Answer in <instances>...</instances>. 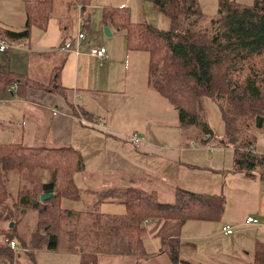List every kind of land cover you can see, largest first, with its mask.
<instances>
[{
	"label": "crops",
	"instance_id": "1",
	"mask_svg": "<svg viewBox=\"0 0 264 264\" xmlns=\"http://www.w3.org/2000/svg\"><path fill=\"white\" fill-rule=\"evenodd\" d=\"M104 1L66 0L60 12L56 13L55 2L51 0V12L46 28L32 26L27 39L15 41L16 44H21L20 47L14 46L5 52H0V64L22 80L30 79L31 73H35L29 64L30 56L38 58L40 62L47 59V62L51 63L55 59L53 63H47L49 67L45 71V78L38 79L39 81L27 79L30 84L25 88L24 96H20L17 89L16 93L9 91V88L0 92V144L21 143L25 146L46 148L70 147L78 151L83 167L74 172L73 180L77 181L76 187L82 190V194L94 189L95 195L84 201L82 209H73L79 212L91 210L102 214H123L126 207L122 200L105 199L115 198L116 193L119 194L128 188L154 193L157 196L156 188H151L150 185L148 188L141 174L135 171L137 169L145 173L141 166L146 165L156 166V169L160 167L157 172L160 178L154 175L153 178L157 184L161 183L164 191L173 198L171 202L175 200L178 189L212 195L222 194L224 204L217 218L195 219L200 220V226L195 227L193 233H185L187 222L193 219L183 223L179 233V257L190 264H199L208 261V257H211L210 261L215 264L225 259L214 252L229 249V252L232 251L230 254L227 252L226 258L227 262L232 264V258H237L233 257L234 255L239 256V253L235 252L241 246L243 252L251 256L255 244L264 242V180L258 177H246L236 172L233 167V151L232 170L230 168L224 173L225 180L219 177V171L223 169L221 156L225 149H217L216 153H213L212 147L210 151L206 147V144L210 145V138L205 142L203 138L200 139L202 146L196 148L195 139L185 135L183 130L179 131L183 125L178 119L179 130L151 127L152 119L153 121H163V119L148 113L147 102L153 96L159 99L156 89L148 83V53L144 55L139 53L142 50H129L125 30L115 28L111 21H105L103 18L107 7H127L129 15L130 13L132 15L133 0H123V3L122 0ZM235 1L246 4L248 0ZM25 2L26 0H0L1 28L13 30L23 28L26 21ZM82 2L86 3L84 14L80 11ZM93 8L101 9L100 24L109 28L110 35L118 36L117 43L105 40L102 35H93L92 40L85 44L83 42L86 39L85 34L78 54L70 50L56 51L55 46H51L53 50L48 49V44L43 41L48 40L50 32L55 35L56 42L53 41V45L59 43L60 46L63 42L74 39L83 28L79 19L86 20L84 26L87 24L89 26ZM74 9L77 11L76 14L78 13L77 32L70 34L68 28L69 23L71 27L74 25L70 20L73 18ZM130 20H133L131 16ZM100 24L94 23L97 26ZM87 30L89 28L84 27V32ZM34 32H39L40 35L32 45L30 37ZM91 46L105 47L106 57L99 59L91 56L88 52ZM16 51L26 54L28 70L23 74H20L23 59L16 54ZM55 73L58 84L64 88L63 94L53 93L37 86V84H48ZM168 103L176 110L170 102ZM15 105L19 106L14 107ZM54 108L57 109L55 114L52 112ZM80 115L86 121L80 120ZM132 132L143 137L139 145L131 143L129 135ZM165 134L170 135L169 138L164 137ZM261 137H264V134L258 133L256 141L259 142ZM39 142L44 143L45 146L38 144ZM251 146L254 152L264 153V146L259 145L258 149H255L254 144ZM129 147H132L133 151L129 150ZM206 149L211 157L208 158V162H202L197 157L205 155ZM154 157L155 160H150ZM174 167L177 174L173 176ZM223 183L228 184L227 188H224ZM103 196L108 197L102 198ZM92 201L102 210L95 211L90 209L92 206H86ZM113 205L115 207H111ZM247 217L256 218L258 223H246ZM158 221L148 219L144 221L143 246L148 254L145 264H171L170 258L167 259L168 253L161 248L159 237L152 231L156 224H161V222L158 224ZM211 221H216V224L210 223ZM226 224L232 226L231 234L222 231V227ZM147 236L157 239V247L154 250L149 251L145 248L144 239ZM223 238L226 240H222ZM23 250L26 251L25 248ZM19 255L20 253H17L10 264H16ZM31 255L34 264H37V261L44 264H81L79 253L69 250H50L43 244L34 246ZM163 255H166L165 260ZM113 256L122 258L128 263L132 262L126 256ZM236 263L240 264L238 260Z\"/></svg>",
	"mask_w": 264,
	"mask_h": 264
},
{
	"label": "trees",
	"instance_id": "2",
	"mask_svg": "<svg viewBox=\"0 0 264 264\" xmlns=\"http://www.w3.org/2000/svg\"><path fill=\"white\" fill-rule=\"evenodd\" d=\"M80 4V11L84 14L86 3ZM152 5L169 17L167 29H160L146 21L133 23L127 7H107L103 18L111 21L115 28L125 30L129 50L148 53V83L176 108L181 125L199 126L200 139L203 138L204 142L211 133L203 119V98L225 102V106L220 107V115L224 132L229 136L227 140L240 141L233 149L234 170L246 177L264 180V153L254 152L251 146L257 133L264 134V0H253L252 4L219 0L221 11L209 18V24L202 29L199 26L206 17L197 0H152ZM50 12L51 0H26L23 28L0 27V35L9 42L27 39L32 26L46 28ZM13 82L18 84L17 93L24 96L29 81L22 80L0 64V92ZM58 83L55 73L48 84L37 86L63 94L64 88ZM47 151H51L48 154L52 162L42 164V156L49 157L43 155ZM18 167L25 178L33 176L41 167H49L51 175L47 182L34 175L38 179L36 186L39 185L36 198L28 196L33 187H23L24 194L18 201H13L11 206L3 205L2 202L10 196L6 190L7 173L9 169ZM82 167L81 156L70 147L0 144V190L4 194L1 196L0 193V208L5 206L6 209L4 214L0 212V219L11 218L14 208L24 214L28 211L26 206L36 210L38 216H48V208L52 205L67 217L76 216L72 211L79 210L63 207L62 200L77 196L73 174ZM49 192L53 195L48 200H39L41 193ZM119 195L126 207L123 214H102L91 210L81 212L87 214L82 222L88 227L87 231L86 226L82 230V239L80 236L76 238L83 244L81 249L72 246L75 243L72 237L76 236V232L73 231L71 218L63 221L58 218L43 227L38 240L40 245L50 250L77 252L81 256V264L95 262L97 256L103 254L129 257L132 261L129 264H145L142 261L147 260L148 254L143 246L144 221L159 220L158 224H161H156L152 231L159 237L161 248L168 253L171 264H190L179 257V233L183 223L188 219L217 218L224 204L222 194L185 189H178L171 203L157 201L154 193L131 188L116 193V197ZM20 206L23 208L19 209ZM61 223L65 225L70 245L64 244L62 235L57 231ZM5 236L6 239H14L12 236L9 238L8 233ZM15 241L23 247L24 244ZM1 257L8 262L13 258L12 250L6 243L0 244ZM245 264H264V242L255 244L252 261Z\"/></svg>",
	"mask_w": 264,
	"mask_h": 264
},
{
	"label": "rangeland",
	"instance_id": "3",
	"mask_svg": "<svg viewBox=\"0 0 264 264\" xmlns=\"http://www.w3.org/2000/svg\"><path fill=\"white\" fill-rule=\"evenodd\" d=\"M55 2V12L59 13L61 8L63 7V4L66 2V0H54ZM99 2H105L104 0H99ZM199 7L201 9V11L204 14V17H206L205 19H203L201 25L199 26V28H204L205 26H207L209 24V18L215 17L218 12H219V0H197ZM238 2V1H237ZM123 3V0L122 2ZM119 3V4H121ZM253 0H248L246 2V4H252ZM90 10V9H89ZM88 10V11H89ZM156 11V12H155ZM76 10L74 9L72 11V19H70L72 22H74L73 27H71L70 23H69V28H68V32L71 33H76L77 32V18H78V13L76 14ZM156 13V14H154ZM158 15V16H156ZM130 16L132 17L133 23H137L139 21H148L151 24L155 25L156 27L160 28V29H167L170 25V19L169 17L161 14L158 10L154 9L153 5H152V0H133V6H132V15L130 13ZM101 9H97V8H93L91 9V15H90V19H89V26H83L82 29H84V27H88L89 30L85 31L86 34V39L85 41H83L85 44H88L91 40L92 37H94L93 35H102V37L105 40H109V41H113L114 43H117L116 39L118 38V36L112 34V35H107L104 31V26H102L101 23ZM100 25H94V23H98ZM97 27V28H96ZM96 28V29H95ZM39 32H34L33 35L30 37V41L33 43L36 42V40L39 38ZM55 35H53L51 32L49 33L48 36V40L47 41H43L44 43L48 44L50 50H53L51 48V46H55L54 49L57 48L58 44L53 45L56 41H54ZM54 41V43H53ZM16 44V42H14ZM83 43V44H84ZM17 47H20L21 44H16ZM47 49V50H48ZM133 53V52H132ZM139 53H144V55H146V52L142 51ZM16 54H18L20 56V58L23 59V64L20 67L21 69V73L23 74L24 72H27L28 70V65H27V61H26V54L22 51H16ZM55 59L52 60L51 63L54 62ZM18 61V60H17ZM49 61L47 62V59L44 62H40L38 60V58L36 57H29V64L31 66V70H34L35 73H31V75L29 76V78L31 80H35V81H39L38 79H43L45 78V71H47L48 69V64ZM139 72V71H138ZM140 74V73H138ZM28 79V78H27ZM28 79V80H30ZM9 88V87H8ZM17 89V88H16ZM15 90H13V93H16ZM9 90V89H8ZM11 91V90H9ZM158 95V94H157ZM159 97V99H157L155 96L152 97V99L150 101L147 102V108H148V113H150L153 117H157L158 119H163V121H153L152 119V123H151V127L154 128V126L156 127H168V128H177V111L162 97H160L159 95L157 96ZM203 106H204V115H203V119L206 122L207 127L210 130L211 133V137H210V146L214 148V152L216 153L217 149H225V151L223 152L222 156H221V162L223 164V169H221L219 171V177H221L222 179L225 180L226 177H224V173L228 172V169L231 168L232 170V151L233 149L238 146L240 144V141H228V135H226V133L224 132V126H223V122L221 120V115H220V107L221 106H225V102L223 100H218V101H212L209 98L204 97L203 100ZM19 105H15L14 107H18ZM37 107V106H36ZM40 108V107H39ZM156 114H159L158 116H156ZM42 120V119H41ZM178 129V128H177ZM181 130L179 131H184L185 135L191 136L195 139L196 141V148H198L200 145L202 146V144L200 143L201 140V131L198 125H192V126H183L180 127ZM140 132V131H138ZM258 132V131H257ZM256 132V133H257ZM133 133V132H132ZM130 133V134H132ZM252 133V132H251ZM261 133V132H259ZM258 134V133H257ZM244 135V134H243ZM130 136V135H129ZM144 136V135H143ZM170 135L165 134L164 137H168L169 138ZM163 139V138H162ZM42 146H45L44 143H38ZM264 146V137H261L259 142H255L254 143V147L255 149H258L260 146ZM259 146V147H258ZM129 150L133 151L132 147H129ZM51 152V151H50ZM50 152H45L46 156L49 157H45L42 156L40 161H43L42 164L44 163H50L51 161V156H50ZM205 155L203 154L202 156L197 157L199 160H201L202 162H208V158H210V154L208 152V150H204ZM50 153V154H48ZM158 158V157H156ZM67 160V159H66ZM150 160H155L154 158H151ZM146 172L143 173L137 169H135V171H138V173L141 174L142 179L144 180V182L146 183V185L149 188V185L151 186V188H156V200L162 203H169L173 200V198L169 197V195L164 191L163 186L161 185V183L157 184V182L155 181V179L153 178L154 176H157L158 178H160L157 175V172L159 171L160 167L158 169H156V166H150V165H146L141 166ZM25 169V168H24ZM26 171V170H24ZM173 172V176L177 174L176 171V167H174L172 169ZM94 174H96V172H94ZM34 175H38L39 180L45 181L47 182L50 178L51 175V170H49V167H41L39 168L37 171H35ZM33 176H27V178H25V175L23 172L20 171L19 167L18 168H12L9 169L8 173H7V181H6V190L10 193V196H8L4 202H2L3 205H7V206H11L13 201H18V198L21 197V195L24 194V192L22 191L23 187H33V191L32 193H29L28 196H32L34 195V197L36 198V196L38 195V189H39V185L36 186V184L38 183V179L36 177ZM110 178V176H109ZM228 179V177H227ZM226 179V180H227ZM75 181V180H74ZM138 182V180H136ZM179 182L181 183V180L179 179ZM27 183V184H26ZM76 186H77V181H75ZM26 184V185H24ZM224 188H227L228 184L227 183H223ZM79 186V185H78ZM226 186V187H225ZM80 187V186H79ZM78 188V187H77ZM184 188V187H183ZM77 196L74 198H63L62 200V206L65 208H72V209H82L83 208V203L86 199H90L92 198L94 195V189L92 191H89L87 194H82L81 193V189L78 188ZM3 190H0L1 196H4ZM80 196V198H79ZM122 200L121 196L119 195L118 197L115 198H107L105 200L111 201V200ZM231 199V196L229 197V200ZM122 205V204H119ZM86 206H92L90 209L95 210V211H100L102 210L100 207H97V203H95L94 201H92L90 204H86ZM98 206H100L98 204ZM123 206V205H122ZM5 206H1L0 208V212H3V214L6 212V209H4ZM111 207H115V205L111 206ZM230 207V206H229ZM23 208V206L18 207ZM4 209V210H3ZM25 209H27L28 211L26 213H21V212H17V209L14 208L11 210V212L13 213V216H11V218H4V219H0V244H5V234L8 233L11 236L17 240L19 242V244L23 245L24 247L21 248H25L26 251L24 250H20V255L19 257L16 258V264H34V260L32 257V250L34 246H39V236L43 231L42 228L50 225L51 223L54 222L55 219H61V221L63 220H68V219H72V228H74V232H76V236L72 237V239L74 240L75 243H72L73 247H76L78 249H81L82 245L81 242L76 241V238L78 236L82 237L83 232L82 231L85 226L86 229L85 231L88 230L87 225L84 226V223L82 222V219H84L87 214L85 213H81V212H73L74 214H76V216H66L65 214H63L62 211H58V208L56 206H50L48 208L49 211V215L48 216H53V217H48V216H38L37 211L32 209V208H28L27 206L25 207ZM224 215V213L222 214V216ZM221 216V218H222ZM77 221V222H76ZM10 222H13V225L10 227ZM63 223V222H62ZM60 226H58L59 228L57 229V231L60 233V235H62V239L64 240V244L70 245L71 243L67 242V235L66 232L64 231V227L65 225L62 224ZM210 223H214L216 224V221H211ZM200 226V220H189L187 222V226L185 227V233H193V230L195 227ZM11 229V230H10ZM40 229V230H39ZM202 228H199V230H201ZM39 232H38V231ZM39 240V241H38ZM222 240H226V239H222ZM23 243H22V242ZM246 242V241H244ZM157 239H153L151 237H145L144 239V244H145V248L149 251L154 250L157 247ZM219 244V243H217ZM231 250V249H230ZM211 252H213L214 250H210ZM232 251V250H231ZM231 251L229 252V249H224V250H219V251H215L214 253H218L222 258L225 259V261H221V262H214L215 264H230L229 262H227V252H229V254L231 253ZM243 246H241L235 253H239V256L234 255L233 257H237V258H232V264H237L236 260H238V262L240 264H245V263H250L252 261V255L248 256L247 254H245L243 252ZM228 254V255H229ZM244 254L243 256L240 257V255ZM167 255V254H166ZM166 255H163V260H165ZM15 257V255H13V258ZM12 258V259H13ZM209 260L208 261H203L200 262L199 264H213L212 258L208 257ZM1 259H5L4 257H1ZM167 259H169L168 255H167ZM7 260V259H6ZM161 259H159L160 261ZM144 263V261H142ZM131 263V262H129ZM128 262H126V260L122 259V258H117L113 255H107V254H103V255H98L96 258L95 262L90 261V264H129ZM14 264V263H11ZM37 264H44L43 262H39L37 261ZM85 264H88V262H85ZM181 264V263H180Z\"/></svg>",
	"mask_w": 264,
	"mask_h": 264
},
{
	"label": "built area",
	"instance_id": "4",
	"mask_svg": "<svg viewBox=\"0 0 264 264\" xmlns=\"http://www.w3.org/2000/svg\"><path fill=\"white\" fill-rule=\"evenodd\" d=\"M79 22H80V24H83V26H84L85 21H83V18H80ZM84 38H85V32H84V29L81 28L79 30L77 36L74 39L63 42L55 50L56 51H68V50H70V51L78 54L80 44L84 40ZM14 46L17 47V45L14 42H9L5 37H2L0 35V52H5ZM88 52L91 56L97 57L99 59H104L106 57V55H105L106 49L103 46H91L89 48ZM16 88H17V82H13L10 85L9 90L13 91ZM52 112H53V114L57 113V109L54 108L52 110ZM79 119L82 121H86V119L82 115H80ZM129 139L131 140V143H133L135 145H139V143L143 140V137L140 136L138 133L133 132L132 134H130ZM206 147L209 148L210 151L213 149L208 144H206ZM246 223H258V220L254 217H247ZM222 231L225 234H231L232 226L229 224H226L222 227ZM5 243L7 244L9 249L12 250L13 255H16L17 253H19L20 250H23V248L19 247V245L17 244V242L14 239H5ZM0 264H10V262H8L5 259H1Z\"/></svg>",
	"mask_w": 264,
	"mask_h": 264
},
{
	"label": "water",
	"instance_id": "5",
	"mask_svg": "<svg viewBox=\"0 0 264 264\" xmlns=\"http://www.w3.org/2000/svg\"><path fill=\"white\" fill-rule=\"evenodd\" d=\"M221 10L219 9V12H220ZM104 31H105V33L107 34V35H110L111 34V32H110V30H109V28L107 27V26H104ZM53 195V192H49V193H41L40 195H39V200L40 201H46V200H48L51 196ZM13 225V222H10V227Z\"/></svg>",
	"mask_w": 264,
	"mask_h": 264
}]
</instances>
